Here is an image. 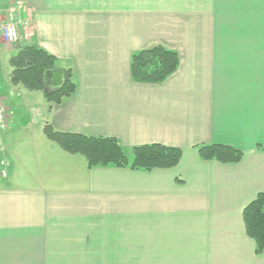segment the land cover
<instances>
[{
	"label": "crops",
	"instance_id": "crops-1",
	"mask_svg": "<svg viewBox=\"0 0 264 264\" xmlns=\"http://www.w3.org/2000/svg\"><path fill=\"white\" fill-rule=\"evenodd\" d=\"M218 2L0 0V19L16 12L32 23L19 27L17 42L0 39L6 105L5 92L28 91L9 76L11 58L29 45L58 59L39 72L47 83L38 74L45 90L68 77L76 83L59 105L29 91L37 116L27 114L23 129L8 109L0 264H264L243 220L264 193V0ZM154 46L176 51L179 68L163 83H137L132 56ZM25 102L17 107L28 109ZM45 125L115 139L129 156L152 144L183 156L169 170L88 169L47 138ZM207 145L232 146L244 158L203 161Z\"/></svg>",
	"mask_w": 264,
	"mask_h": 264
},
{
	"label": "trees",
	"instance_id": "trees-1",
	"mask_svg": "<svg viewBox=\"0 0 264 264\" xmlns=\"http://www.w3.org/2000/svg\"><path fill=\"white\" fill-rule=\"evenodd\" d=\"M58 59L40 46L24 47L10 60L13 70L9 76L13 85H21L28 91L43 92L46 100L54 105L61 104L76 92V83L67 78L56 91H47L38 77L40 71L56 67ZM180 59L176 51L163 46H154L132 56L131 76L137 83L158 84L166 81L179 68ZM1 93V91H0ZM47 138L58 144L66 153L82 156L88 169L114 167L132 171L169 170L180 163L183 151L180 148L160 144L143 145L126 154L115 139L87 138L76 134L57 132L51 125H45ZM203 161H217L221 164H237L244 158V152L227 145L199 147ZM248 237L256 246V254L264 252V193H260L243 212Z\"/></svg>",
	"mask_w": 264,
	"mask_h": 264
},
{
	"label": "rangeland",
	"instance_id": "rangeland-1",
	"mask_svg": "<svg viewBox=\"0 0 264 264\" xmlns=\"http://www.w3.org/2000/svg\"><path fill=\"white\" fill-rule=\"evenodd\" d=\"M241 3L245 4L244 0H232V1H230V0H219V2H218V4H223V5H227V4L238 5ZM12 14L14 15L15 24L18 26V29H19V27H22L23 30L26 31V29H27V31H30L32 23H31L30 17H27V14H25L23 16H21V15L19 16L16 12H13ZM8 16H9V14H5V16H2L0 20L3 21ZM23 25H25V26H23ZM43 74H45V73H43ZM43 74L40 75V73H39L43 83H47L46 77ZM43 87H44V85H43ZM23 92H25V93H21V92L20 93L19 92H15V93L5 92L4 93L5 97L8 98L7 108L10 109V111H11L13 124H15L14 125L15 127L19 126L22 129L25 128V126H26L23 123L24 121H22V119H25L27 114H29V116L31 118H33V117L35 118L37 116V114L35 113L36 110H33L36 107L35 105H37V103L35 101H32V100H31L32 102H29L30 99L27 97V94H32V93H29V91H23ZM36 93L37 92H34L30 97H32ZM22 101L23 102L26 101L25 104L27 106H29L28 109L27 108L25 109V107H23V108L17 107V106H21ZM9 117H10V115H9ZM10 126H11V124H10ZM22 131H20V132L16 131L15 133L21 134ZM24 133H25V131H24Z\"/></svg>",
	"mask_w": 264,
	"mask_h": 264
},
{
	"label": "built area",
	"instance_id": "built-area-1",
	"mask_svg": "<svg viewBox=\"0 0 264 264\" xmlns=\"http://www.w3.org/2000/svg\"><path fill=\"white\" fill-rule=\"evenodd\" d=\"M0 39L7 44H13L19 40V29L15 24L14 15L9 14L5 20H0ZM8 128V109L6 102L2 94L0 93V144L2 143V135L7 131ZM1 167L4 170L1 171L2 177H7L8 163L2 161Z\"/></svg>",
	"mask_w": 264,
	"mask_h": 264
},
{
	"label": "water",
	"instance_id": "water-1",
	"mask_svg": "<svg viewBox=\"0 0 264 264\" xmlns=\"http://www.w3.org/2000/svg\"><path fill=\"white\" fill-rule=\"evenodd\" d=\"M62 76H61V74H55V76H54V82L56 83V84H58V85H60L62 82Z\"/></svg>",
	"mask_w": 264,
	"mask_h": 264
}]
</instances>
